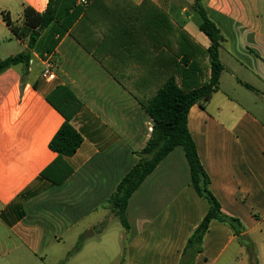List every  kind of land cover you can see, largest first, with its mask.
Wrapping results in <instances>:
<instances>
[{
    "label": "crops",
    "instance_id": "0c3cea01",
    "mask_svg": "<svg viewBox=\"0 0 264 264\" xmlns=\"http://www.w3.org/2000/svg\"><path fill=\"white\" fill-rule=\"evenodd\" d=\"M131 1L139 6L145 0ZM150 1L209 48L200 19L191 18L194 25L184 17L193 16L191 3ZM48 3L0 0V45H6L0 61L27 49L3 13L19 23L26 7L44 13ZM208 11L220 20L232 62L221 60L220 89L205 108L190 109L188 127L223 213L239 219L246 231L236 236L213 221L194 264H264V118L258 112H264V0H210ZM13 12L21 16L14 19ZM13 40L22 51H10ZM54 55L58 78L52 83L42 80L43 59L36 53L28 73L19 65L0 74V264H15L11 255L16 251L32 254L35 261L53 252L61 264H181L192 232L209 210L192 186L184 151L169 154L131 197L129 229L116 225L108 235L117 219L110 198L138 163L136 152L146 146L153 120L69 34ZM242 70L248 74L245 80L238 76ZM67 81L84 103L72 120L83 143L66 158L73 174L56 185L41 174L57 158L50 142L64 118L47 96ZM123 235L124 249L117 242Z\"/></svg>",
    "mask_w": 264,
    "mask_h": 264
},
{
    "label": "trees",
    "instance_id": "16d2710c",
    "mask_svg": "<svg viewBox=\"0 0 264 264\" xmlns=\"http://www.w3.org/2000/svg\"><path fill=\"white\" fill-rule=\"evenodd\" d=\"M206 1L194 0L192 10L199 16L200 31L210 40L208 49L150 0L139 6L131 0H91L87 8L77 6L76 0H49L44 13L26 7L19 23L3 13V20L27 49L1 60L0 74L19 65L28 73L34 53L42 59L46 54L54 55L60 41L69 34L152 118L151 136L146 146L136 152L138 163L110 198L111 211L125 229H129L127 208L131 197L169 154L183 149L192 186L206 200L209 210L192 232L181 264L195 263L213 221L229 226L236 236L246 231L239 219L223 213L188 127L190 109L195 105L206 107L219 91L225 70L220 48L226 38L208 13ZM127 68L131 74H126ZM47 101L63 116L64 123L50 142L57 158L41 176L60 185L74 172L66 158L74 156L83 143L72 120L84 103L70 83L56 86Z\"/></svg>",
    "mask_w": 264,
    "mask_h": 264
},
{
    "label": "rangeland",
    "instance_id": "374dc122",
    "mask_svg": "<svg viewBox=\"0 0 264 264\" xmlns=\"http://www.w3.org/2000/svg\"><path fill=\"white\" fill-rule=\"evenodd\" d=\"M177 2H180L181 4L182 3H187V2H189V3H191V4H193V2H194V0H176ZM210 2V0H207L206 1V4H205V6H206V8H207V10H208V3ZM188 10L189 11H191V13H192V15L193 16H191V17H188V14H190V13H187V14H185L184 15V17L186 18V19H194L195 18V15H196V17H197V19H199V16L197 15V13H195V12H193V10H192V5H190L189 7H188ZM208 13L210 14L211 13V11L209 12L208 11ZM212 14V13H211ZM210 14V16L212 17V15ZM12 16H13V18L14 19H17V18H19V16H21V15H17L15 12H13L12 13ZM170 16L172 17V19H174L175 18V20H176V18L177 17H174V15H171L170 14ZM191 19V23H193L194 25H195V21L194 20H192ZM212 19L215 21V23L216 24H218L219 25V23H220V20H219V18H215V17H212ZM218 20V21H217ZM176 22H178L177 20H176ZM222 33H223V35L224 36H226L225 35V33L222 31ZM12 37V36H11ZM6 43H8V42H6ZM10 43V42H9ZM5 43H3V45H0V54L2 55V54H5L4 52H2L1 51V47H3V48H5ZM229 45H227V44H223L222 45V49L223 50H221V60L224 62V63H226V64H231V60H229V56H228V54H227V52H228V47ZM9 48H10V51H12V52H20V51H22L23 49H22V47L21 46H19V44H17V42H16V40H13V43L12 44H9ZM225 50V51H224ZM240 58H244L245 56L244 55H242V53H240L239 55H238ZM239 75V78H241L242 80H245V78L247 77V72L245 71V70H242V71H240L239 73H238ZM230 77L228 76V74L227 73H225L224 74V83H225V85L226 86H230V83H229V79ZM66 83H69L68 81L66 82ZM258 111V110H257ZM259 112V114H260V116L262 117V118H264V112H262V111H258ZM177 149H179L180 151H183V149L182 148H177ZM118 219V218H117ZM116 218H113V221H116V222H113V223H110L111 225H112V230L111 231H109V233H108V235L109 234H111V233H113L114 232V227L117 225V227H120L121 228V223H120V221H119V219L117 220ZM97 235H98V233H97ZM113 236V235H112ZM106 237H108V236H106ZM125 238H126V235H123L121 238H117V242H118V245L119 246H121L123 249H124V246H125V244H126V240H125ZM105 240H106V242H107V240H108V238H105ZM91 241H94V239H92ZM108 243H110V244H112L113 243V241H108ZM70 243H68V245H69ZM45 254H46V256H48L47 258L45 257ZM44 255H42L43 257H45V260L44 261H41V260H38V261H35V260H32V254H30V253H22V252H20V251H16V252H14L11 256H13V259H14V263L15 264H61V263H59V262H57L56 260L58 259V258H56V257H53L52 256V254H53V252H48V253H45ZM61 254H63V256H65V254H66V251H63ZM41 257H39L38 259H40ZM34 259V258H33ZM41 261V262H40ZM100 264H108V263H105V261L103 260V261H101L100 262Z\"/></svg>",
    "mask_w": 264,
    "mask_h": 264
},
{
    "label": "built area",
    "instance_id": "2783aa9c",
    "mask_svg": "<svg viewBox=\"0 0 264 264\" xmlns=\"http://www.w3.org/2000/svg\"><path fill=\"white\" fill-rule=\"evenodd\" d=\"M91 4V0H76V5L82 8H87ZM43 70L41 78L47 83H52L57 80V64L53 54H46L43 58Z\"/></svg>",
    "mask_w": 264,
    "mask_h": 264
}]
</instances>
